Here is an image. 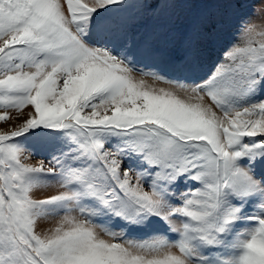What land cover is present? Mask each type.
Here are the masks:
<instances>
[{
    "label": "snow or ice",
    "instance_id": "1",
    "mask_svg": "<svg viewBox=\"0 0 264 264\" xmlns=\"http://www.w3.org/2000/svg\"><path fill=\"white\" fill-rule=\"evenodd\" d=\"M217 6L0 0V264H264V40L244 19L192 75L220 24L173 12Z\"/></svg>",
    "mask_w": 264,
    "mask_h": 264
},
{
    "label": "rangeland",
    "instance_id": "2",
    "mask_svg": "<svg viewBox=\"0 0 264 264\" xmlns=\"http://www.w3.org/2000/svg\"><path fill=\"white\" fill-rule=\"evenodd\" d=\"M193 2H200V0H193ZM218 3L217 7L211 9H188V8H177L174 9V15L179 21L185 20L190 13L195 11L200 12H210L214 18L219 22L220 27L216 32L215 39L212 43L202 44V54L198 62L188 69V72L192 75L202 76L209 72L213 65L221 60L222 52L228 48L237 39L238 28L240 22L244 19L251 20L256 27L253 29L254 38L256 44L254 46L258 47L261 40H264V36L260 33L264 32V0H215ZM135 11V10H133ZM152 20L150 18H145L142 25L138 27H143L144 25L151 24ZM165 69L171 73V69ZM137 78H148L154 80L156 83H165L163 81H158L152 76H141L140 73H136ZM139 78V79H140ZM171 86V85H169ZM31 108L25 109V114L30 111ZM3 114V110H0V115ZM9 115L11 117L8 122H0V132L14 130L20 122H22V117L15 110H10ZM44 158H50L49 152L37 149L36 153H33L28 159L24 160L25 163L32 166H39L40 161ZM47 165V161L45 160ZM135 179V177H133ZM147 188V185H145ZM62 190L57 185H48L46 187L35 189L33 198L45 197L48 195L58 194ZM60 217H45L38 221L37 231L40 233H47L50 229H53L59 222ZM129 234L132 238L141 240L145 239V233L142 229L133 227L129 229ZM105 239L109 237L104 236Z\"/></svg>",
    "mask_w": 264,
    "mask_h": 264
},
{
    "label": "bare ground",
    "instance_id": "3",
    "mask_svg": "<svg viewBox=\"0 0 264 264\" xmlns=\"http://www.w3.org/2000/svg\"><path fill=\"white\" fill-rule=\"evenodd\" d=\"M140 78V77H139ZM137 78V79H139ZM141 79V78H140ZM146 80V82L148 83L149 86L153 87V88H170L172 86H169V84H165L164 83H156L154 80L152 79H148V78H143Z\"/></svg>",
    "mask_w": 264,
    "mask_h": 264
}]
</instances>
